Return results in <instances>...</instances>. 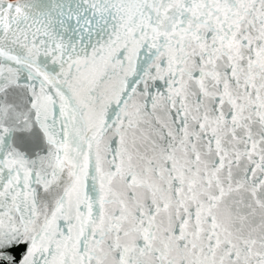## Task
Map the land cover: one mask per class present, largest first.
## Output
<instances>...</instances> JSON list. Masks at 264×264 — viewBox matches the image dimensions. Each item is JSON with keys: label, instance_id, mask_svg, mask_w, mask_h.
I'll return each mask as SVG.
<instances>
[{"label": "snow or ice", "instance_id": "obj_1", "mask_svg": "<svg viewBox=\"0 0 264 264\" xmlns=\"http://www.w3.org/2000/svg\"><path fill=\"white\" fill-rule=\"evenodd\" d=\"M0 264H264V0H0Z\"/></svg>", "mask_w": 264, "mask_h": 264}]
</instances>
